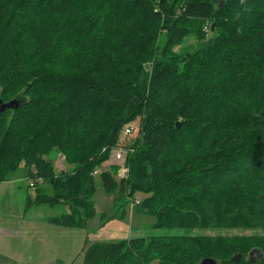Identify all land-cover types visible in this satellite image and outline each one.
Returning a JSON list of instances; mask_svg holds the SVG:
<instances>
[{"label": "trees", "instance_id": "trees-1", "mask_svg": "<svg viewBox=\"0 0 264 264\" xmlns=\"http://www.w3.org/2000/svg\"><path fill=\"white\" fill-rule=\"evenodd\" d=\"M194 36L199 48L183 56ZM213 74L224 83L209 90ZM263 81L264 0H0V99L17 101L0 111V183L24 163L37 190L27 208L64 206L50 220L84 228L94 172L138 122L121 187L147 194L138 207L155 229L264 230ZM54 150L72 172H56ZM102 181L116 187L110 171ZM220 241L96 243L84 264H264V238L235 237L229 252ZM250 250L260 257L247 260Z\"/></svg>", "mask_w": 264, "mask_h": 264}, {"label": "rangeland", "instance_id": "rangeland-1", "mask_svg": "<svg viewBox=\"0 0 264 264\" xmlns=\"http://www.w3.org/2000/svg\"><path fill=\"white\" fill-rule=\"evenodd\" d=\"M257 19L258 17L255 18V20ZM255 30L259 32L261 29L256 28ZM197 37L188 38L185 42L183 47L188 50L183 56L187 55L188 52L197 51L198 46L195 49L191 47L199 43ZM163 45L164 39L161 40V46ZM177 50L180 51V47H177ZM149 74L151 78L152 66L149 67ZM216 76L213 74L209 77V82H206L209 90L224 83L222 81L216 84ZM179 122L181 123L180 120ZM130 129H132L131 133L123 132L119 148L111 151L109 159L95 175L94 202L96 214L84 228L60 227L50 220L51 217L69 211L64 206L50 207L42 204L27 208L28 200L32 203L36 202L37 190L31 187L29 167L24 163L13 172L8 181L0 183V264H84L87 250L96 243L119 242L151 235L168 234L220 238L219 248L227 252L231 249L230 243L227 242L235 237H259L263 240V229H239L230 226L223 229H203L200 227L155 229V216L141 212L138 207V204L147 197V194L137 191L128 198L126 193L123 195L122 192V180L119 179V174L123 167H128L126 159L138 137V122L132 124ZM191 137L197 144L199 140L197 134L193 132V135H189L190 139ZM224 145L226 143L221 141L219 149L223 148ZM48 159L53 162L58 174L72 172L73 166L66 162L65 156L58 150H54ZM103 171H110L115 176L116 187L114 189L107 190L104 187ZM45 187L49 193L52 192L50 187ZM227 192L224 198L231 202L233 195L231 191ZM221 197L223 198V195ZM224 198L223 201L227 203ZM227 206L231 205L227 203ZM251 252H248L247 260L248 258L256 260L260 257L259 252L255 251L257 253L254 252L253 255Z\"/></svg>", "mask_w": 264, "mask_h": 264}, {"label": "water", "instance_id": "water-1", "mask_svg": "<svg viewBox=\"0 0 264 264\" xmlns=\"http://www.w3.org/2000/svg\"><path fill=\"white\" fill-rule=\"evenodd\" d=\"M17 107V101L13 100L7 103H4L1 99H0V111L6 109V108H16ZM255 252V250L253 251ZM251 252V254L253 253ZM241 258V255H236L233 260H235L236 262H238ZM200 264H221L220 261H218L217 259L214 258H204Z\"/></svg>", "mask_w": 264, "mask_h": 264}, {"label": "built area", "instance_id": "built-area-1", "mask_svg": "<svg viewBox=\"0 0 264 264\" xmlns=\"http://www.w3.org/2000/svg\"><path fill=\"white\" fill-rule=\"evenodd\" d=\"M128 133L132 132V129H127ZM98 171H95L94 174H97ZM130 172L128 167H123L119 174V179L121 180H127L129 178Z\"/></svg>", "mask_w": 264, "mask_h": 264}, {"label": "flooded vegetation", "instance_id": "flooded-vegetation-1", "mask_svg": "<svg viewBox=\"0 0 264 264\" xmlns=\"http://www.w3.org/2000/svg\"><path fill=\"white\" fill-rule=\"evenodd\" d=\"M253 255V254H252Z\"/></svg>", "mask_w": 264, "mask_h": 264}]
</instances>
